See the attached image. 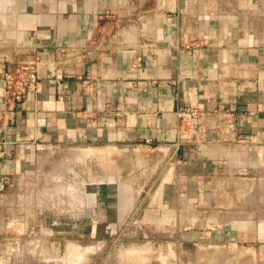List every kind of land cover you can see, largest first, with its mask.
<instances>
[{"label": "crops", "instance_id": "obj_1", "mask_svg": "<svg viewBox=\"0 0 264 264\" xmlns=\"http://www.w3.org/2000/svg\"><path fill=\"white\" fill-rule=\"evenodd\" d=\"M2 6L0 264L34 262L20 247L43 223L31 203L41 192L30 185L46 166V145L152 149L165 175L154 210L183 216L168 230L220 247L223 261L230 254L234 262L264 264V201H253L264 200V0ZM35 56L37 91L8 104L4 70ZM94 184L83 192L89 216L104 207L107 217L112 195L99 203ZM108 220L91 223L89 235H113L117 225ZM162 242L154 240L153 249ZM173 245L167 241L170 253Z\"/></svg>", "mask_w": 264, "mask_h": 264}, {"label": "rangeland", "instance_id": "obj_2", "mask_svg": "<svg viewBox=\"0 0 264 264\" xmlns=\"http://www.w3.org/2000/svg\"><path fill=\"white\" fill-rule=\"evenodd\" d=\"M6 1L0 0V11ZM88 148L95 149L84 154ZM46 162L30 185L32 193L41 192L34 195L36 198L31 203L33 213L36 211L43 223L28 232L20 247L25 254L34 256L30 257L33 264H243L234 262L230 254L223 261L220 247L214 244L201 239L193 240L195 244H192L184 240L185 231L168 230V224L174 221L173 225L179 226L178 217L183 216L176 213L167 217L154 210V190L165 175L152 149L71 147L48 156ZM94 182L102 190L99 203L108 194L112 195L113 205L107 217L104 207H101V216L93 215L95 219L89 216L86 194L89 184ZM253 201L260 204L264 200ZM106 220L117 225L113 235L98 238L89 235L91 223ZM52 221L58 224L52 225ZM139 223L148 229L165 225L160 231L132 230V225ZM124 225H130L129 230L121 227ZM182 225L190 226V223L182 221ZM157 239L163 241L159 250L153 249ZM169 240L174 243L171 253L167 246ZM142 243L144 248L140 247Z\"/></svg>", "mask_w": 264, "mask_h": 264}, {"label": "built area", "instance_id": "obj_3", "mask_svg": "<svg viewBox=\"0 0 264 264\" xmlns=\"http://www.w3.org/2000/svg\"><path fill=\"white\" fill-rule=\"evenodd\" d=\"M39 57L35 56L30 60L15 63L4 70L1 80L2 91L6 102L9 104L23 100L28 94L34 93L38 89V63ZM191 118H195V112H189ZM43 148L45 156L56 155L63 149L71 147H60L56 145H46ZM46 157V158H47ZM41 231V229L39 230ZM36 236V234L34 235Z\"/></svg>", "mask_w": 264, "mask_h": 264}, {"label": "bare ground", "instance_id": "obj_4", "mask_svg": "<svg viewBox=\"0 0 264 264\" xmlns=\"http://www.w3.org/2000/svg\"><path fill=\"white\" fill-rule=\"evenodd\" d=\"M89 150V149H88ZM110 150L108 149V151L107 152H109ZM133 151V150H132ZM87 152H89V151H87ZM86 151H85V153H87ZM80 153V152H79ZM84 153V154H85ZM104 153H106V152H104ZM118 153V152H117ZM126 153V152H125ZM131 153V152H130ZM107 154H109V153H107ZM112 154H114V153H112ZM123 154V153H122ZM128 154V153H127ZM110 155H111V153H110ZM121 155V154H120ZM122 156H124V155H122ZM127 157H128V155H127ZM136 157V156H135ZM122 158V157H121ZM150 159V158H149Z\"/></svg>", "mask_w": 264, "mask_h": 264}, {"label": "flooded vegetation", "instance_id": "obj_5", "mask_svg": "<svg viewBox=\"0 0 264 264\" xmlns=\"http://www.w3.org/2000/svg\"><path fill=\"white\" fill-rule=\"evenodd\" d=\"M54 224H58V222L52 221V225H54Z\"/></svg>", "mask_w": 264, "mask_h": 264}]
</instances>
